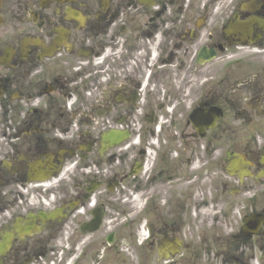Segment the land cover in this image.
I'll return each mask as SVG.
<instances>
[{"label": "flooded vegetation", "instance_id": "af4514ba", "mask_svg": "<svg viewBox=\"0 0 264 264\" xmlns=\"http://www.w3.org/2000/svg\"><path fill=\"white\" fill-rule=\"evenodd\" d=\"M0 264H264V0H0Z\"/></svg>", "mask_w": 264, "mask_h": 264}]
</instances>
